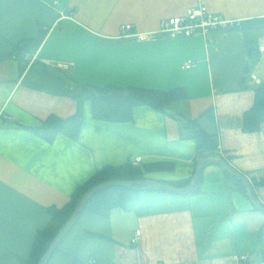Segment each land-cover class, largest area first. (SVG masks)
<instances>
[{
	"label": "crops",
	"instance_id": "crops-1",
	"mask_svg": "<svg viewBox=\"0 0 264 264\" xmlns=\"http://www.w3.org/2000/svg\"><path fill=\"white\" fill-rule=\"evenodd\" d=\"M200 2L242 23L264 19V0H0V264L30 259L36 232L49 222L47 208L64 206L78 185L106 166L141 157L143 168L165 165L145 171L147 179L191 177L197 142L184 138L190 134L186 125L216 135L223 157L250 180L264 204V123L258 130L244 124L256 87L264 83V54L242 87L250 65L247 39L259 42L264 27L247 35L240 28L219 30L207 38H113L124 24L156 30L162 19ZM61 12L71 18L60 20ZM41 32V46L23 54L29 61L22 72L23 55L15 45ZM188 61L192 69L183 68ZM83 85L185 88L188 97L169 114L136 106L125 122L95 119L86 100L75 139L59 133L48 142L28 129L51 115H74V95ZM263 226L264 211L250 191L210 162L194 194L143 190L108 218L83 212L45 264H264ZM138 229L140 239L133 243ZM243 254L246 263L238 259Z\"/></svg>",
	"mask_w": 264,
	"mask_h": 264
},
{
	"label": "trees",
	"instance_id": "trees-1",
	"mask_svg": "<svg viewBox=\"0 0 264 264\" xmlns=\"http://www.w3.org/2000/svg\"><path fill=\"white\" fill-rule=\"evenodd\" d=\"M263 27L264 19H251L244 21L241 24L240 29L243 30L247 35V33L252 31L254 32ZM45 35V32H41L38 38L19 42L15 45L16 51L19 52V55L36 51L41 46ZM247 52L250 65L247 67L246 75L242 79L243 88L247 87L246 81H248L250 69L257 63L261 54L259 51V42L257 38L248 37ZM20 59L23 72L29 59L26 60L24 55L20 56ZM187 97L188 94L185 88H176L170 91H163L140 87L123 88L115 85H106L104 87L83 85L78 93L74 95V98L78 102V108L74 115L65 119L51 115L41 126L28 129L48 142L54 141L59 133H65L75 139L79 136L80 129L84 121L83 103L86 100H89L92 103V111L95 119L113 122H125L132 120V110L136 106L149 105L157 111L169 114V110L174 103L185 100ZM263 123L264 83H261L256 87V101L253 107L246 111L244 115V124L249 130H258ZM184 127L190 131V134L184 135V138H193L197 142V154L195 157L196 167L192 176L187 179L176 182H163L175 188H185L193 183L197 170V164L200 159L210 158L213 160H226L219 152L217 137L215 134L208 133L197 126L191 127V125H186ZM209 163L210 162L205 163L203 169ZM161 165L163 167L165 166L162 163H156L146 165L143 168L141 166L134 165L132 162H128L121 166H106L103 169L97 171L87 182L76 187V189L72 192L69 201L64 206H50L47 208V213L50 216L49 222L45 228L36 232L31 257L28 260H21V264H38V262L47 253L55 237L62 231V229L73 217L80 201L89 190L111 180L138 181L147 179L145 177V171L148 169H160L162 167ZM203 169L198 184L191 192L188 193L189 195L194 194L199 190V185L203 177ZM225 174L228 179L233 181L243 192L248 193V187L240 179L226 171ZM143 190L164 191L159 188L137 185H111L105 187L102 190L92 194L86 200L82 207L81 213L75 219L74 225L79 222L81 214L85 211L98 214L104 218H108L114 209L126 208L128 204L138 200ZM260 240L261 243L264 242V226L261 230ZM61 243L62 241L59 243L54 253L59 249ZM72 264L84 263L75 260Z\"/></svg>",
	"mask_w": 264,
	"mask_h": 264
},
{
	"label": "built area",
	"instance_id": "built-area-1",
	"mask_svg": "<svg viewBox=\"0 0 264 264\" xmlns=\"http://www.w3.org/2000/svg\"><path fill=\"white\" fill-rule=\"evenodd\" d=\"M64 18H71L61 12L60 20ZM59 21V20H58ZM242 20L231 19L225 17L223 14L218 12H212L203 4L199 3L196 6H190L186 9L185 13L182 15L172 16L162 19L158 29L153 31H138L131 24H124L120 28L119 35L113 37L116 39H134L140 42L152 41L157 37H169L172 39L176 38H187V37H202L207 38L214 31L229 32L236 28H240ZM259 51L264 54V36L259 40ZM38 54L33 55L30 59V64H32L37 59ZM47 63L51 61L44 60ZM192 61H188L183 65L184 69H192L194 67ZM219 152L224 156L221 147ZM142 161L141 157H137L134 161V165H138ZM141 230L138 229L135 236L132 239L133 243H137L140 239ZM239 261L244 263L248 262L249 256L247 254L239 255ZM89 264H97L95 261Z\"/></svg>",
	"mask_w": 264,
	"mask_h": 264
},
{
	"label": "water",
	"instance_id": "water-1",
	"mask_svg": "<svg viewBox=\"0 0 264 264\" xmlns=\"http://www.w3.org/2000/svg\"><path fill=\"white\" fill-rule=\"evenodd\" d=\"M207 162H215V163H217L226 172H228V173L236 176L238 179H240L248 187V189L250 191V195H251L252 201L254 202V204L259 209L264 211V204L260 203L257 200V198L255 197V194H254L253 185L251 184L250 180L243 173L239 172L232 165H230V163H228V161H226L224 159H220V160H213V159H210V158L200 159L198 161V164H197V170H196V174H195L193 183L190 186L185 187V188H175V187L167 185V184H165V183H163L161 181L143 179V180H138V181L111 180V181H107V182L101 184L100 186H98V187H96L94 189L89 190L85 194L83 199L80 201V203H79V205H78L73 217L70 219V221L67 223V225L62 229V231L55 237V239L53 240L52 244L50 245L47 253L38 262V264H45L51 258V256L54 254V251L58 247L59 243L68 234V232L71 230V228L74 226L76 217L81 213L84 203L86 202V200L92 194L102 190L105 187L111 186V185L147 186V187L159 188V189H162L164 191L171 192V193L186 194V193L191 192L196 187V185L198 184V182L200 180V177H201L203 166Z\"/></svg>",
	"mask_w": 264,
	"mask_h": 264
}]
</instances>
